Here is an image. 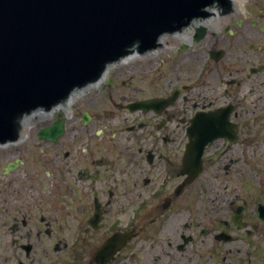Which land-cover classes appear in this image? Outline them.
<instances>
[{
  "label": "flooded vegetation",
  "instance_id": "af4514ba",
  "mask_svg": "<svg viewBox=\"0 0 264 264\" xmlns=\"http://www.w3.org/2000/svg\"><path fill=\"white\" fill-rule=\"evenodd\" d=\"M253 26L243 35L263 47L257 39L264 18ZM216 29L199 41L188 27L176 36L196 56L181 72V86L161 95L176 93L170 105L154 111L155 124L146 118L151 110H139L138 119L94 114L87 122L84 111L77 126L69 124V113L63 131L43 135L62 114L64 105H58L34 112V128L0 144V264H264V173L243 176L253 165L250 157L264 150V128L242 125L241 102L230 90L237 78L223 63L228 50L213 37ZM225 36L230 45L231 33ZM262 70L263 61L243 67L240 101L262 102ZM208 78L222 81V104L205 92L215 91ZM188 87L197 89L196 98L185 94ZM136 100L119 107L132 112ZM177 102L188 103L191 112L179 115ZM216 110L232 127L218 129L223 136L206 143L200 173L191 178L184 164L189 143L192 136L200 143L206 137L196 138L189 128L197 115ZM205 124L199 131L214 133Z\"/></svg>",
  "mask_w": 264,
  "mask_h": 264
},
{
  "label": "water",
  "instance_id": "95a60500",
  "mask_svg": "<svg viewBox=\"0 0 264 264\" xmlns=\"http://www.w3.org/2000/svg\"><path fill=\"white\" fill-rule=\"evenodd\" d=\"M213 1L0 0V135L9 136L8 127L20 107L51 104L63 98L76 84L97 76L103 61L123 55L136 40L142 41L140 50L152 47L159 33L174 30L194 16L205 15L201 8ZM238 8V0H232L226 18ZM210 11L211 17L194 19L209 33L217 25L219 28L221 21L215 20L222 18L219 8L212 7ZM178 41L166 38L165 48L151 53L189 49H180ZM136 57L108 66L107 75ZM102 83L84 93L100 90ZM69 101L59 104L64 105L62 113L68 109ZM158 103L159 100H145L136 107L146 109ZM32 113L19 119L18 128L35 126L30 122ZM57 128L62 131V123ZM208 129L217 130L218 126L209 122ZM203 134L207 135L205 131ZM200 148L189 149L186 158L193 177L201 169L203 146Z\"/></svg>",
  "mask_w": 264,
  "mask_h": 264
},
{
  "label": "rangeland",
  "instance_id": "374dc122",
  "mask_svg": "<svg viewBox=\"0 0 264 264\" xmlns=\"http://www.w3.org/2000/svg\"><path fill=\"white\" fill-rule=\"evenodd\" d=\"M239 5L241 15H232L230 18L222 20L216 31L220 36L214 35L213 37L222 38L219 47H226L228 50V56L223 63L229 64V68L235 73L234 79L237 78V82L231 84L230 90L233 93L234 102H241V112L245 115L243 116L244 119L241 121L242 125L256 128L259 124L261 128H264V98L262 102L259 103V100L252 99L247 95L250 99H242V101H240L241 98H243L241 90L245 85L238 83L242 81L244 77V66H248L249 63L253 61L256 63H260L261 61L264 62V32H259L260 38L257 39L258 42L262 43L263 47H259L256 43L252 46L254 41L243 35V32L246 30L248 31V29L253 30V20L255 21V19H258V22L263 20L264 0H239ZM226 21H228L227 24H225ZM237 21H240V23L238 24ZM226 26L230 27L229 30L226 29ZM231 30L232 32H230ZM226 33H231L230 45L224 42L228 40V37L225 36ZM208 41L209 40L203 41L204 45H207ZM190 51L191 50L188 49L178 52L144 54L112 69L111 75H106L100 90L84 93L75 98L71 104L70 114L73 113V116L68 121L69 124L77 126L81 123V116L86 110H89L92 115L109 116L113 117L112 119L124 116H128L130 119L143 117L142 111L136 110L131 112L126 108L119 107V104H126L131 97L141 99L161 95L165 96L173 88L181 86V72L187 73L185 69L190 68L194 64L191 57L195 58L196 54ZM202 62L203 59H200V63L194 69V74H192L190 80L186 82V84H189V87L193 85L194 76ZM227 74L228 73H224V76ZM230 76L233 77L231 74L229 77ZM208 80L212 81L215 87V91H213L214 94L211 89H205V92H210L209 99H213L218 105L222 104V99L218 93L219 88L223 86L222 81L218 78H208ZM123 81L126 82L123 83ZM259 82H262V91H264V70H262L259 75ZM200 84L201 83H198L201 87ZM189 87L185 94L191 98H196L197 95L195 93H197V89L193 87L195 90L194 93ZM123 96H125V99ZM255 107V113L252 114L251 109ZM173 108L179 115H186L191 112L190 105L185 102H177ZM76 109H78L77 112H75ZM79 115L80 118L78 117ZM146 118L151 124H155L159 119V114L154 111L146 112ZM32 127L34 128L35 126H27L26 134ZM27 142L28 141H25L22 144L26 145L28 144ZM261 154L259 156L250 157L253 165H251L250 168L247 167L243 176L256 177L264 173V153ZM207 178L208 175L204 173L202 179L205 180Z\"/></svg>",
  "mask_w": 264,
  "mask_h": 264
},
{
  "label": "bare ground",
  "instance_id": "6f19581e",
  "mask_svg": "<svg viewBox=\"0 0 264 264\" xmlns=\"http://www.w3.org/2000/svg\"><path fill=\"white\" fill-rule=\"evenodd\" d=\"M233 14H237V15H239V14H240L239 8H238V10H237L236 12H234ZM233 14H232V15H233ZM230 16H231V15H230ZM230 16H229V17H230ZM229 17H227V18H229ZM220 19H221V18H220ZM221 22H222V20H221ZM26 127H27V126H26Z\"/></svg>",
  "mask_w": 264,
  "mask_h": 264
}]
</instances>
